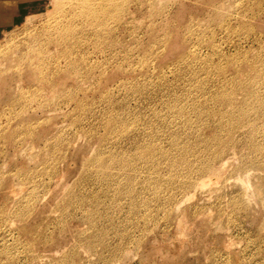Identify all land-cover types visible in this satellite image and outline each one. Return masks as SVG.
Wrapping results in <instances>:
<instances>
[{"label":"rangeland","instance_id":"obj_1","mask_svg":"<svg viewBox=\"0 0 264 264\" xmlns=\"http://www.w3.org/2000/svg\"><path fill=\"white\" fill-rule=\"evenodd\" d=\"M0 264H264V0H0Z\"/></svg>","mask_w":264,"mask_h":264},{"label":"bare ground","instance_id":"obj_2","mask_svg":"<svg viewBox=\"0 0 264 264\" xmlns=\"http://www.w3.org/2000/svg\"><path fill=\"white\" fill-rule=\"evenodd\" d=\"M28 203V202H27Z\"/></svg>","mask_w":264,"mask_h":264}]
</instances>
